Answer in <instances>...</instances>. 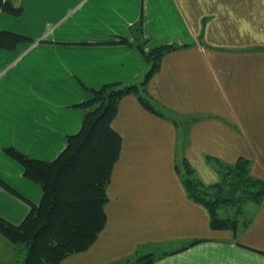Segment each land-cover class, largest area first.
Here are the masks:
<instances>
[{
    "label": "crops",
    "instance_id": "crops-1",
    "mask_svg": "<svg viewBox=\"0 0 264 264\" xmlns=\"http://www.w3.org/2000/svg\"><path fill=\"white\" fill-rule=\"evenodd\" d=\"M0 30L32 41L0 47V216L19 224L41 187L3 150L52 160L76 133L83 84L138 83L147 64L134 44L141 21L145 50L176 47L160 59L143 96L119 100L112 128L118 159L106 187V222L95 241L59 264H264V200L247 201V226L212 228L186 193L185 158L207 185L218 159L251 161L264 179V0H9ZM120 37L130 44L118 42ZM26 248L0 234V264H25Z\"/></svg>",
    "mask_w": 264,
    "mask_h": 264
},
{
    "label": "trees",
    "instance_id": "trees-1",
    "mask_svg": "<svg viewBox=\"0 0 264 264\" xmlns=\"http://www.w3.org/2000/svg\"><path fill=\"white\" fill-rule=\"evenodd\" d=\"M0 11L20 15L22 7L0 0ZM133 32L135 47L147 64L142 79L138 83H106L98 88L83 84L84 99L76 104L83 110L80 128L67 135L65 147L54 159L33 158L12 146L3 149L22 166L23 175L42 189L40 201L30 206L19 224L0 216V234L25 246V264H59L67 255L87 249L104 227L106 187L121 147L120 135L111 126L119 100L125 94L137 93L142 104L153 109L143 90L162 56L176 47L162 44L145 50L147 38L140 20ZM28 41L32 40L23 34L0 30L2 48L13 49ZM118 42L130 44L125 37ZM210 160L220 175L219 181L210 185L195 175L185 158L177 166L187 196L206 206L212 228L236 231L246 227L242 206L247 201L264 200V179L252 176L248 158L239 157L233 164ZM0 183L9 188L1 179ZM151 259L150 255L139 256L131 264L148 263Z\"/></svg>",
    "mask_w": 264,
    "mask_h": 264
},
{
    "label": "rangeland",
    "instance_id": "rangeland-1",
    "mask_svg": "<svg viewBox=\"0 0 264 264\" xmlns=\"http://www.w3.org/2000/svg\"><path fill=\"white\" fill-rule=\"evenodd\" d=\"M230 210H232V211H234L235 209L233 208V209H228V212H230ZM223 211H225V210H223ZM222 214V212H221V210H220V215Z\"/></svg>",
    "mask_w": 264,
    "mask_h": 264
}]
</instances>
